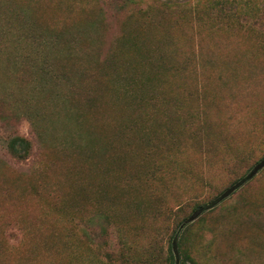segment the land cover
<instances>
[{
    "label": "rangeland",
    "instance_id": "1",
    "mask_svg": "<svg viewBox=\"0 0 264 264\" xmlns=\"http://www.w3.org/2000/svg\"><path fill=\"white\" fill-rule=\"evenodd\" d=\"M219 1L0 0V264H264V27Z\"/></svg>",
    "mask_w": 264,
    "mask_h": 264
},
{
    "label": "trees",
    "instance_id": "2",
    "mask_svg": "<svg viewBox=\"0 0 264 264\" xmlns=\"http://www.w3.org/2000/svg\"><path fill=\"white\" fill-rule=\"evenodd\" d=\"M242 0H220L218 5L220 7L221 15L225 13L228 14V17H232L243 24H259L261 23L264 27V15L260 17L253 18L250 14H247L245 10L246 2L240 3ZM241 4V5H240ZM262 38L264 39V30L262 32ZM21 145L22 151H19L18 147ZM32 139H29L25 136H15L10 140L9 147L12 154L18 158H24L30 155L33 147Z\"/></svg>",
    "mask_w": 264,
    "mask_h": 264
},
{
    "label": "water",
    "instance_id": "3",
    "mask_svg": "<svg viewBox=\"0 0 264 264\" xmlns=\"http://www.w3.org/2000/svg\"><path fill=\"white\" fill-rule=\"evenodd\" d=\"M264 167V159L258 164L255 166V168L251 171V173L248 175L247 178H251L253 177L256 173L259 172V170ZM245 182V179L244 180H241L239 181L238 183H236L235 185H233L231 188H229L227 191H225L221 197L219 199H217L216 201H214L213 203H211L210 205L207 206V208H211L213 207L217 202H219L221 199L227 197L230 193H232L236 188H238L240 185H242L243 183ZM203 211V208L198 210L197 212H195L192 217H191V220H194L196 217H198V215ZM176 248V245L175 247Z\"/></svg>",
    "mask_w": 264,
    "mask_h": 264
}]
</instances>
